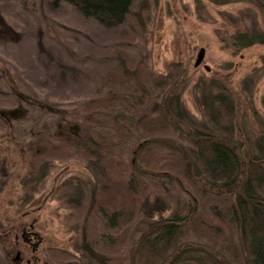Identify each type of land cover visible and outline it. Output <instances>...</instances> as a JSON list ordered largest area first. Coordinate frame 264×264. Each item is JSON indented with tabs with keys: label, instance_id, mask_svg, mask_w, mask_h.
Instances as JSON below:
<instances>
[{
	"label": "trees",
	"instance_id": "obj_1",
	"mask_svg": "<svg viewBox=\"0 0 264 264\" xmlns=\"http://www.w3.org/2000/svg\"><path fill=\"white\" fill-rule=\"evenodd\" d=\"M53 3L106 29L122 26L133 5ZM7 29L0 20V36ZM256 44L264 45V29L232 36L235 53ZM119 54L39 150L29 146L40 175L54 161L75 160L86 171L56 187L75 243L71 252L51 247L50 264H264V115L240 122L227 85L213 79L199 81V115H190L179 64L161 74L141 55Z\"/></svg>",
	"mask_w": 264,
	"mask_h": 264
},
{
	"label": "rangeland",
	"instance_id": "obj_2",
	"mask_svg": "<svg viewBox=\"0 0 264 264\" xmlns=\"http://www.w3.org/2000/svg\"><path fill=\"white\" fill-rule=\"evenodd\" d=\"M132 1L126 22L106 29L54 0H0V20L10 27L0 36V264H20L32 246L37 264H50L51 247L73 251L71 210L56 187L83 176L84 165L54 161L40 175L29 146L39 150L46 139L41 137L51 136L68 118L65 112L93 92L119 53L141 55L161 74L179 64L187 71L182 101L190 115H199L194 92L202 79L227 85L240 122L264 115V45L237 53L232 45L242 28L264 29V0L223 6L209 0ZM201 49L205 55L195 67ZM23 229L35 235L28 245Z\"/></svg>",
	"mask_w": 264,
	"mask_h": 264
},
{
	"label": "flooded vegetation",
	"instance_id": "obj_3",
	"mask_svg": "<svg viewBox=\"0 0 264 264\" xmlns=\"http://www.w3.org/2000/svg\"><path fill=\"white\" fill-rule=\"evenodd\" d=\"M35 237L34 233L30 230L23 229L22 230V238L25 241V245L30 242L31 239ZM28 245V244H27ZM35 246H32L30 248V257L28 256L27 258H23L20 256L19 263L20 264H37L38 259L35 256ZM18 260V259H17ZM25 260V261H23Z\"/></svg>",
	"mask_w": 264,
	"mask_h": 264
},
{
	"label": "water",
	"instance_id": "obj_4",
	"mask_svg": "<svg viewBox=\"0 0 264 264\" xmlns=\"http://www.w3.org/2000/svg\"><path fill=\"white\" fill-rule=\"evenodd\" d=\"M204 55H205V51L204 49H201L198 53V56H197V59H196V62L194 64L195 67H198L202 61H203V58H204ZM17 257H19V254L17 255Z\"/></svg>",
	"mask_w": 264,
	"mask_h": 264
}]
</instances>
